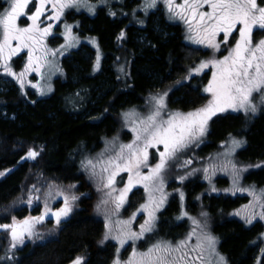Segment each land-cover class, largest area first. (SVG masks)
I'll return each mask as SVG.
<instances>
[{"label":"trees","instance_id":"obj_1","mask_svg":"<svg viewBox=\"0 0 264 264\" xmlns=\"http://www.w3.org/2000/svg\"><path fill=\"white\" fill-rule=\"evenodd\" d=\"M132 1L135 0L124 3L128 10L125 18L119 17L113 8L110 12L99 9L95 18L78 16L82 18V29L95 34L102 49L99 71L92 73V62L85 55L93 51L83 46L62 60L65 79L56 81L53 93L47 98H37L30 90L21 92L16 85L9 87L0 81V173H3L0 175V224H9L4 215L7 205L41 182L71 186L77 193L73 212L58 234L16 250L14 262L6 264H70L78 256L84 264H111L116 259L117 244L103 242L105 223L95 214L97 193L80 157L97 150L116 133L124 110L153 95L167 93L166 105L182 113L203 107L211 99L204 91L209 71L204 73L207 81L204 75L191 73L202 61L210 59V50L184 46L178 26L154 13L147 20L136 21L130 8ZM263 31L256 33L260 36ZM138 38L143 39L142 43ZM120 46L124 48L121 62L126 84L123 86L119 85L114 69ZM24 54L12 59L14 68L19 67ZM258 111L256 116L230 109L218 113L201 137L204 153L211 156L220 144L236 138L245 142L235 153L242 166L260 164L264 160V106ZM29 149L39 152L36 159L27 158ZM157 150L151 149L149 166L153 165ZM244 180L264 187V167L249 172ZM181 187L186 217L195 213L194 206L201 201L211 211L218 207L225 210L217 215L211 231L218 238L219 252L227 264H264V255L258 260L255 258L261 225L255 222L245 227L232 214L246 203V196L207 195L206 184L198 177ZM135 191L131 193L126 212L133 211L143 199V191ZM181 194L170 197L158 218L160 231L168 230L171 225L177 231L165 234L173 236V240L187 231L185 219L176 221L183 213L180 212ZM32 212L37 214L38 210ZM26 214V208L14 212L18 219L25 218ZM7 233L0 231V264L5 241L1 237Z\"/></svg>","mask_w":264,"mask_h":264},{"label":"snow or ice","instance_id":"obj_2","mask_svg":"<svg viewBox=\"0 0 264 264\" xmlns=\"http://www.w3.org/2000/svg\"><path fill=\"white\" fill-rule=\"evenodd\" d=\"M156 3L157 0H146L145 7L153 8ZM164 3L172 16L185 22L189 32L193 34L189 39L194 43L205 45L217 52L220 51L221 43L229 44L230 37L235 40V43L222 59L202 61L199 67L193 70L199 73L209 66L213 69L211 79L204 88V91L211 95L206 105L187 113L166 114L167 93L153 96L150 101L153 105L151 113L139 119L138 123L133 122L131 128L134 133L133 141L129 144H120L115 155L110 156L106 161H101V183L103 188L109 190L106 196L115 204L116 210L123 206L127 193L137 184L142 185L148 194L147 202L140 206V211L147 214V219L140 225L139 232L132 231L130 227L135 213L132 219L117 222L120 225L118 234L111 238L115 239L121 247L129 240L135 242L145 233L153 230L155 213L166 199L163 193L162 176L166 165L176 157L178 152L206 134L209 121L213 117L229 109L236 112L243 111L246 115L255 114L258 105L264 106V39L256 42L253 40L254 30H264V6H261L264 0H261V3H258V0H182V3H177L176 0H164ZM8 4V8L0 13V67L6 75L14 77L23 88L24 77L31 72L42 74L41 69L48 63L47 57L56 55L55 50L44 46V40L50 35L53 27L50 23L41 27V17L45 15L48 6L51 7L52 14L47 16V20L59 21L66 9L80 6L81 0H35V11L31 14L28 10L33 0H8ZM205 8L207 10H204ZM24 16H27V20L31 23L21 27L18 21ZM71 32L72 27L66 24V39L71 37ZM234 33H238V38L233 36ZM221 35L222 40L218 42L217 37ZM122 37L123 33H121ZM25 49L27 63L23 71L17 74L12 70L9 62L13 56L19 55ZM97 60L99 61V57ZM49 67H51L50 64ZM32 86L36 87V85ZM254 94H258V102ZM125 115L127 117L134 113ZM231 143L234 149L240 147L243 141L233 138ZM159 145L163 146V151L159 152V162L150 167L148 149ZM38 155L39 152L33 149L27 152L29 159H36ZM85 166L93 169V175L97 174L96 164L92 160H88ZM143 168H148L146 174L142 171ZM232 168L235 174L234 179L238 180L236 166L233 164ZM121 172L128 174L127 183L119 190V195L113 196V192L117 191L114 187L116 177ZM104 173L107 175L105 176ZM156 193H159V196ZM249 194L259 202L264 197V190L261 196H257L254 189L249 190ZM36 199L38 200L39 196ZM76 199L75 196L71 197L72 201ZM108 202V200L101 201L102 204ZM28 203H32L31 196ZM261 207L264 208V204H261ZM71 211L70 199L64 196V206L57 211L53 212L45 204L40 216H29L22 221H17L13 217L10 224H0V229L10 233L11 247L15 248L18 244H23L25 237L38 236L36 226L43 223L47 216L55 217L56 224L59 225L61 219L67 217ZM202 215L206 214L202 213ZM236 215L240 213L237 212ZM253 218L254 213H249L245 217L248 223H251ZM260 218L264 219V211L260 213ZM197 226L199 227L198 223ZM105 228L108 231L104 239L108 240L112 228L107 218ZM191 236L190 233L186 240L179 241L175 245L171 242L158 241L144 252H139L133 247L131 255L123 262L119 258V249H117L113 264H213L210 260L206 261L204 256L206 251L210 256H217L215 264H223L224 258L215 253L214 237L205 233L197 238V244L194 247H189L188 242ZM73 264H84V260L78 256Z\"/></svg>","mask_w":264,"mask_h":264},{"label":"rangeland","instance_id":"obj_3","mask_svg":"<svg viewBox=\"0 0 264 264\" xmlns=\"http://www.w3.org/2000/svg\"><path fill=\"white\" fill-rule=\"evenodd\" d=\"M125 1L126 0H81L80 6L66 9L59 21L47 20V16L52 14L51 7L48 6L45 15L41 17L42 20L41 27H45L49 23L52 24L53 27L51 29L50 35H48L44 40V46L50 50H55L56 55L55 56L49 55L47 57L48 63H46L45 66L41 69L42 74L36 72L28 73L24 77L23 88H21L20 83L14 77L6 75L2 67H0V77H2L0 78V81L5 83L9 87L16 85L21 92L30 90V92L36 94L37 98H47L53 93L55 89L56 81L58 79L61 80L65 79L66 69L62 65V60L67 55H70L71 52L77 51L83 46H86L88 49L93 51V53L90 54L87 53L85 55V58L89 59L92 62V73L94 74L95 72L99 71L103 61L102 49L98 44L97 36L95 34L85 32L82 29L81 27L82 18L78 16L80 14H84L86 17L95 18L96 13L99 9L106 8L110 12V10H112L113 8L117 11L119 17L125 18V16L128 14L127 7L124 4ZM0 2H1L0 13H2L4 9L8 8L9 4H8V0H1ZM34 3L35 0H33V4L29 5V10H28L29 14L35 11ZM159 3L160 6H158ZM258 3H261V0H258ZM145 4H146V0H135L132 1V3H130L131 12L134 13L132 16H135L133 19H135L136 21L140 19L147 20V16H150L152 12L157 16H159L160 18H165L167 21H170L175 24H181V27L185 29L183 33L186 34L184 36V41L191 45L205 47L206 48L205 50H210L209 60L222 59L223 56L228 54L227 50L230 49L235 43V40L230 37L229 44L224 45L223 43H221L220 51L218 52L211 48L206 47L205 45L194 43L191 39H189V37L193 34L189 32L188 26L185 24L183 20L179 19L178 17L172 16V14L168 12L164 0H157L156 6L153 8H146ZM261 6H264V3H261ZM204 10H207V8H205ZM69 13H72L74 17L73 16L68 17L67 14ZM155 21L157 22V20ZM18 23L20 24L21 27H26L27 24L31 23V21L27 20V16H24L20 18ZM66 24L72 27L71 37H69L68 39H66L65 37ZM258 31L259 29L254 30L253 33L254 42L259 41L260 39H264V31L261 32L260 36H258L256 33ZM233 36L238 38V33H234ZM53 37L54 39L52 40L51 38ZM139 39L140 38H138V40ZM217 40L218 42L221 41L222 35L220 37H217ZM139 41L142 43L143 39L142 41L141 40ZM24 52L25 54L22 56L21 61L18 64L19 65L18 68L17 67L14 68L11 62L12 59L16 56H13L11 61L9 62L12 70L17 74L23 71L24 66L27 63V50L25 49L21 53ZM123 53H124V48L120 46L118 49V55H115L117 56V58L115 60L116 62L114 68L116 79H118L119 85L122 86L126 84V80L124 79L125 75L123 74V70H122L123 64L121 62V59H123L122 57ZM98 57H99V61L97 60ZM207 60L208 59L204 61ZM49 64L51 65V67H49ZM205 71H209L208 74H210V76L208 77L209 79L207 78L209 81L211 79V75L213 71L211 66L203 69L199 73H195L194 71L191 73L193 76H200V75H204ZM204 79L206 80V75H204ZM32 85H36V87H33ZM153 88L157 89L158 87L154 86ZM41 92H43V94H41ZM153 96H151L149 99H146L142 103L134 104L128 109L124 110L123 113L121 114L120 124L117 128L116 133L112 137L104 140L100 148H98L93 152H87V154L80 157V162L81 163L84 162L82 163L84 164V166L86 165L88 160H92L93 163L96 164V169H95V172L97 173L96 175L92 174L93 169L91 167L85 166V170L88 173L91 181L93 182L97 193V200L95 203V209H96L95 214L97 218L103 220L104 223L106 222V218H107V222L110 223L112 228V232L109 234V239L105 240L103 238L104 244L107 242L116 243L117 245L115 246L117 247V249H119V258L123 262L126 261L128 257L131 255L133 247H135L139 252H144L147 251L149 247H151L154 243L158 241L171 242L173 245H175L179 241L186 240L190 233L192 234V236H191V240L188 242L189 247H194L197 244V238L206 233L215 238L216 240L215 253L218 254V256H222L224 258L223 264H227L225 257L222 255V253L219 252L217 246L218 238L215 235H213L211 231V226L216 221L217 215L220 216L225 211L223 210L222 207H218L216 210L211 211L209 205L201 201L195 204L194 206L195 213L188 214L186 217V215H184V213H187V210L184 209L186 207L184 206L185 202L184 201L182 202V199H180L181 201L180 212L183 213L179 214L178 219H176V221L178 222L181 221L182 219L186 220V228H187L186 234L183 235L182 233H180L181 236L179 237V239L173 240L174 238L173 236L171 237L165 235V234H169V233L173 234L177 232L176 230H174L172 225L168 226V230L167 229H164L162 231L159 230L158 218L160 213L165 208L167 201L173 195L179 196L183 191L181 186L198 177L200 180H203L204 183L206 184L205 191L207 195H219L223 198L225 196H235V195L247 197L246 198L247 201H245L246 203H244L241 207L237 208L234 212H232V214L235 217H239L245 227H250L255 222H259V224L261 225V230L259 232L260 239L258 240L255 247L256 250L255 258L258 260L261 255H264V219L260 218V213L264 211V208L261 207V204H264V197H262L261 200L257 202V200L254 199V197L249 194V190L254 189L256 195L261 196L264 187L257 186L254 181L245 182L246 180H244V178H246V175L249 172L264 167V160L261 161L260 164H258L259 166L258 165L247 166V167L245 166L246 168L242 166L239 160L235 157V153L237 150H240L244 147L245 142L243 140V143L240 147H236L233 149L231 143L233 138H230L225 143L220 144L218 146L219 148L217 152L215 154H212L211 156L206 155L202 150V146H203L202 138H199L198 140L189 144L188 147L185 148L183 151L178 152L176 157L168 162L165 170L162 173L163 185H164L163 193L165 194L166 199L164 200V203L160 206L159 210L156 211L155 213L153 230L151 232L145 233L141 239H138L135 242L129 240L126 244H124L123 247H121L115 239L111 238L112 236L118 234L120 225L117 222L128 221L132 219L134 213H135V218L132 219V223L130 227L134 232L140 231V225L144 223L145 219H147V214L140 211V206L147 202L148 194L145 192L142 185L137 184L131 189V191L127 193L126 201L123 204V206L120 209L116 210L115 204L112 202V200L109 197L106 196V193L109 190L103 188V185L101 183V179H100V169L102 166L101 161H106L110 156L115 155V152L119 150L120 144H129L133 141L134 133L131 131V128L133 127V122L135 121L136 123H138L139 119H143L151 113V111L153 110V105L150 101ZM254 96L256 97L258 102V94H254ZM261 107L262 106L258 105V110ZM258 110L255 114L249 113L247 114V116L248 115L256 116L259 113ZM171 112H180V111L167 106L165 109V113L167 114ZM241 112L244 115H246L243 111ZM128 113H134V115H130L126 117L125 114ZM166 114H165V119L167 118ZM236 140H240V139H236ZM151 149L152 148H149L148 150L149 164H151L150 160H152ZM153 149L157 150V154L155 155V158L153 159L154 161L152 162L153 163L152 166H155V164L159 162L160 159L159 152L163 151V146L159 145ZM233 164L236 166V170L239 176L238 180L234 179L235 174L232 168ZM146 169L147 171L144 172L145 174L148 172V168L142 169V171H145ZM205 169H207V171H205ZM104 175L106 176L107 173H104ZM181 177H183V179H181ZM127 179H128V174L125 172H121L120 175L116 177V183L114 187L117 191L113 192V196L119 195V190L125 187L127 183ZM139 189L143 191V195H142L143 199L136 204L133 211L130 212H126V210L123 211V208L127 203L128 196L135 190H139ZM76 194L77 193L75 188L71 186H62L58 183H53V182H41L40 185L37 187L32 186L28 188L26 192L23 194V196L17 198L9 205H7V207L4 209L5 212L4 215L8 218V223L12 222L13 217H15L17 221H22L29 216L32 217L40 216L44 211L45 204H47V206L54 212V209L56 211L57 209H59V207L61 208L64 206V196L69 197L72 211L69 213L67 217L61 219L59 225L56 224L55 220H51L49 222L48 221L46 222V220H44L43 223L38 224L36 226V232L39 233L38 236H34L32 238L25 237L23 244H18L15 248L11 247V236L8 233L7 236L6 235L2 236L1 238L5 240L3 242L4 247H3L2 260H1L2 264H6L9 262L13 263L14 262L13 256L16 250L22 248L23 246H26L27 244L42 243L44 241H47L55 237V235H57L59 230L61 229V224L66 219H68L71 213L73 212V208L76 205L77 201L76 200L72 201L71 197L76 196ZM156 195L159 196V193H156ZM29 196L32 197L31 204L28 203ZM37 196H39L38 200L36 199ZM102 200H108L109 202L107 204H102L101 203ZM22 208L27 209V214L25 218L18 219L14 215V212ZM34 209L38 210L37 214L39 215L32 212V210ZM237 212H239L240 215H236ZM202 213L206 215H202ZM249 213H254V218L252 219L251 223L246 222L245 219V217ZM197 223L199 224V227L197 226ZM201 225H205V227ZM107 231L108 230L105 228V233ZM204 256L206 261L210 260L213 262V264H215V261L217 260L216 255L210 256L209 253L206 251L204 253ZM70 264H73V262H71ZM111 264H113V262Z\"/></svg>","mask_w":264,"mask_h":264},{"label":"flooded vegetation","instance_id":"obj_4","mask_svg":"<svg viewBox=\"0 0 264 264\" xmlns=\"http://www.w3.org/2000/svg\"><path fill=\"white\" fill-rule=\"evenodd\" d=\"M176 2L177 3H182V0H176ZM158 6H160V3L158 4ZM152 13V12H151ZM167 21V20H166ZM168 23H170L171 25H174V26H178V28H179V31H180V33H181V35H182V43H183V45L184 46H186V47H191V48H194L195 50H201L202 51V46H197V45H191V44H188V43H186L185 41H184V36L186 35L185 33H183V31H185V29H183L182 27H181V24H175V23H172V22H170V21H167ZM205 48V47H204ZM205 51V50H204ZM205 73H207V71H205ZM158 149V148H157ZM131 197V194L128 196V199H127V203L125 204V206H124V208H123V211H125L126 210V208H127V206H129V200L131 199L130 198ZM60 208V207H59ZM58 210V209H57ZM56 210V211H57ZM54 211H55V209H54ZM72 214V213H71ZM69 219V218H68ZM68 219H66L62 224H61V227H63V225H64V223L68 220ZM51 220H55V217H53V219H50V220H46V222L48 221H51ZM11 223V222H10ZM9 223V224H10Z\"/></svg>","mask_w":264,"mask_h":264},{"label":"water","instance_id":"obj_5","mask_svg":"<svg viewBox=\"0 0 264 264\" xmlns=\"http://www.w3.org/2000/svg\"><path fill=\"white\" fill-rule=\"evenodd\" d=\"M48 218H53V216L52 215H49L45 219H48ZM2 230H4V229H0V231H2Z\"/></svg>","mask_w":264,"mask_h":264}]
</instances>
